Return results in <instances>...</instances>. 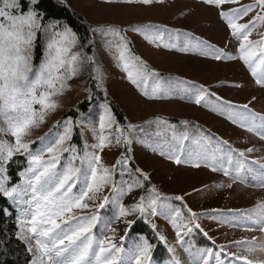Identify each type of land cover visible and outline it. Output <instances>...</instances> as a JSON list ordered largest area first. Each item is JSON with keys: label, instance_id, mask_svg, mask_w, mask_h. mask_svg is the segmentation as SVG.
<instances>
[{"label": "snow or ice", "instance_id": "snow-or-ice-1", "mask_svg": "<svg viewBox=\"0 0 264 264\" xmlns=\"http://www.w3.org/2000/svg\"><path fill=\"white\" fill-rule=\"evenodd\" d=\"M104 2L151 6L164 3V0ZM203 3L220 9L219 15L226 22L231 38L238 42V47L235 55H229L207 41L197 40V45L206 49L201 54L211 53L212 59L217 61L239 60L255 83L264 88V72L257 74V68L264 66V32L256 31L264 28V0H254L249 5L241 4V0H203ZM39 4L40 0H0V137H12L11 142L0 138V194L18 206L16 235L17 239L25 242L32 257L28 264H150L152 245L147 239L127 248L123 245L124 237L120 243L115 242L116 229L112 225L123 221L130 229L135 220L126 219L129 216H139L145 223H150L158 239L165 244L166 237L160 234L151 220L156 216L167 219L175 231L176 244L187 253L188 264H237V261L264 264V260L250 258L257 251L264 253V244L258 245L256 237L221 245L218 250L209 248L192 252L185 245L184 237L193 228L203 232L197 222V213L188 208L187 216L182 215L170 201L182 202L183 197H168L160 193L155 185H151L149 174L139 167H132L130 155L134 141L147 143L154 153L177 166L205 167L223 173L231 182L221 187L231 188L237 182L244 183L242 173L259 175L261 182L258 186L264 187V171L254 167L259 163V168L264 170V163L249 162L248 159V154L255 151L253 148H233L228 141L203 133L199 126V136L178 133L175 125L159 117L146 122L166 126L156 133L159 139L149 143L137 135L145 131L144 126L121 123L108 102L101 105L103 111L97 124L89 125L86 121L67 117L52 126L55 132L50 129L40 136L39 144L28 139L34 129L40 128L46 118L57 111L61 106L58 98L70 92V82L82 74L87 73L95 82L96 90L103 91L107 101V90L103 87L105 75L96 59L95 39L89 41L91 54H88L70 27L44 23ZM226 4L240 6L225 11L223 6ZM246 17L248 19L241 23ZM91 31L99 34L101 44L117 67L146 99H170L169 94L176 91L178 85L185 95L194 97L192 102L197 105L202 101L207 104L205 97L215 95L202 85L189 87L190 82L163 77L134 52L132 42L125 35L129 31L135 32L156 48L172 50L176 45L165 39V36L172 37V30L146 25L129 29L107 26ZM254 32L257 35L255 40L251 39ZM175 35L178 37L181 33L176 31ZM183 35L187 37L190 34ZM41 40L43 53L38 56ZM177 50L187 52L189 48L185 46ZM235 86L240 87L238 84ZM86 90L91 100L93 90ZM216 100L220 101L221 97L216 96ZM224 105L229 106V119L233 123L264 140V116L253 113L247 104L239 106L243 111H237L229 101H222L216 107L223 108ZM181 123L187 125L188 122ZM113 126L115 133L111 131ZM75 127L90 128L96 142L89 144L84 140L82 149L72 144ZM168 132H171L170 138ZM81 136L83 138V132ZM113 140L116 145L124 146V152L109 167L102 162L100 153L110 147ZM16 155L26 158L27 167L19 173L20 180L13 183L7 165ZM104 189L109 190L108 195H102ZM137 189H145V193L139 195L136 203L126 207L123 198ZM108 207L115 208L112 216L102 212ZM250 213H255V216ZM244 215L252 221V225L245 227L246 231L264 233V203H258ZM232 247L242 248L247 254L233 252ZM168 251L172 254L168 264H184L176 247H168Z\"/></svg>", "mask_w": 264, "mask_h": 264}, {"label": "rangeland", "instance_id": "rangeland-1", "mask_svg": "<svg viewBox=\"0 0 264 264\" xmlns=\"http://www.w3.org/2000/svg\"><path fill=\"white\" fill-rule=\"evenodd\" d=\"M63 2L81 14L91 25L109 24L116 27L153 25L159 29L172 30L171 38L165 36L166 40L176 45L172 50L156 48L144 41L139 34L129 33L128 37L136 54L146 60L159 73L172 74L182 81L190 82L189 85H202L208 89L209 93H215V95L205 97L207 104L202 101L200 105L193 103L194 97L185 95L183 91L180 99L171 96L170 99L148 100L128 82L126 74L117 67L115 61L102 46L100 64L105 75L103 87L125 112L129 122L138 124L156 116L198 120L206 127L211 128L222 140L228 141L233 148L239 150L253 148L255 151L248 154L249 162L256 160L264 163V140L233 123L229 119L231 110L228 105H224L223 108L216 107L222 101H229L231 105L236 106L237 111H243L239 106L247 104L253 113L264 116V88H260L255 83L248 69L239 60H214L211 53L201 54L206 49L197 45V40L207 41L209 45H213L216 49L229 55L236 54L238 42L231 38L226 22L219 15L220 9L203 3V0H164V3L151 6L107 4L104 0H63ZM253 2L254 0H241L243 5ZM239 6L226 4L223 6V10L228 11ZM247 19L248 17L240 22L243 23ZM52 23L62 27L66 26L61 22H46V24ZM176 31H179L181 35L177 37ZM256 31L264 32V28H258ZM184 33L190 35L185 37ZM251 39H257L256 32L253 33ZM40 42L43 51V40ZM185 46L189 48L187 52L177 50ZM77 50L79 49H74V51ZM262 72H264V66L258 67L257 74ZM90 82L87 73L71 81L72 90L58 98L61 106L46 118L45 124L34 129L28 139L36 140L39 144L40 136L48 133L50 129L55 132L52 126L68 110L74 109L78 103L88 99L89 93L86 89H89ZM237 84L240 87H236ZM216 96L221 97V100L217 101ZM102 111L101 108V114ZM111 131L115 133V126ZM0 138L12 141L11 136ZM82 139L83 144L84 140H87L89 144L96 142L90 133L84 132ZM134 149L133 159L136 167L149 174L151 185H155L163 195L183 197L182 206L173 204L172 200L170 203L180 210L183 205H186L187 207H184L186 215L181 210L184 216H187L188 208L197 213L199 217L197 222L207 233L211 242L215 241L214 245L217 249L221 245H231L233 241L242 238L251 240L252 237H256L258 245L264 244V233L245 230V227L252 225V221L244 213H249L258 203H264V187L258 186L261 182L259 175L242 173L245 178L244 183L237 182L231 188L221 187L220 185L231 182L221 172H213L205 167L177 166L148 147L137 146ZM100 154L102 162L111 167L122 154V144L116 145L113 140L111 146L105 148ZM254 167L264 171L259 168V163ZM141 193L142 189H137L126 195L123 198L124 205L127 207L136 203L139 195H142ZM108 194L109 190L104 189L102 195ZM114 211V207L102 210L108 216H112ZM16 214L18 216V208ZM250 214L255 216V213ZM137 217L139 216H129L126 219L135 220ZM151 223H155L160 234L166 237L167 244L161 241L165 248L168 250V247H176L181 260L184 264H188L187 253L176 244L175 231L171 223L162 216H156L151 220ZM112 227L116 229L115 242L120 243L121 237L125 236L128 227L123 221L116 222ZM191 233L188 235L190 236ZM106 234L111 235V233ZM186 237H184L185 245L191 248L192 246L189 245L191 241ZM22 242L25 244L24 241ZM132 242L137 243L134 240ZM231 251L240 255L247 254L242 248L232 247ZM250 258L264 260V253L257 251ZM237 264H243V262L237 261Z\"/></svg>", "mask_w": 264, "mask_h": 264}, {"label": "trees", "instance_id": "trees-1", "mask_svg": "<svg viewBox=\"0 0 264 264\" xmlns=\"http://www.w3.org/2000/svg\"><path fill=\"white\" fill-rule=\"evenodd\" d=\"M39 10L44 16V23L50 21H56L64 23L67 27H70L73 32H75L79 38V42L81 45H84V51L88 54H91V46H89V41L95 39L96 41V59L101 60L102 55V44L101 37L99 34H93L91 29L98 27H107L113 26L109 24L102 25H91L89 24L84 17L78 12L72 10L68 5H66L63 0H40ZM116 27V26H113ZM121 29H129L131 27H117ZM138 34L135 32H126L125 35L128 37V34ZM131 41V40H130ZM133 45V44H132ZM133 50L136 53L134 46ZM42 44L39 42L37 55H41ZM38 63V61H37ZM165 78H174L176 80H180L176 78L172 74L160 73ZM90 79V78H89ZM89 89L93 90V98L91 100L84 99L80 103L76 105L74 109L68 110L59 121H63L67 117H72L73 120H82L86 121L89 125H94L98 123L99 116L101 114V105L105 102L110 104V107L118 121L121 123H128L125 112L122 108L107 94V101L105 100V96L103 91L96 90L95 82L90 79ZM191 86V85H189ZM182 91L180 90V86H177V90L171 92L169 95L174 96L175 98L181 97ZM191 96V95H189ZM161 118L163 120L168 121L170 125H175L177 132H186L189 136H199L200 132L197 131V126L203 130V133L210 134L213 137L222 138L214 133L211 128L206 127L204 124L198 122V120H194L191 118H175L170 116H156L151 118L150 120L142 121L136 125H143L145 131L138 132L137 135L140 137H144L149 143L155 140H158L159 137L156 136L158 131H163L166 127L165 125H157L155 123L147 124L148 121H153L155 118ZM182 121L188 122L187 125L182 124ZM56 131V129H53ZM81 132L92 134L90 128L84 127H75L73 130V136L71 143L77 145L82 149L83 147V139L81 136ZM170 138L171 132L167 133ZM137 146L148 147L147 143H138L135 142L132 144L131 156L133 158V150ZM149 148V147H148ZM151 149V148H149ZM124 152V146L122 145V153ZM27 167V161L24 156H14L13 161L9 162L7 165L8 174L12 177V182L16 183L20 180L19 173L22 172ZM132 167L135 168L136 165L134 163ZM151 185H148L150 187ZM145 193V189H142V193ZM173 204L182 206L183 202L172 200ZM17 208L18 206L9 201L8 198L4 197L0 194V264H28L31 260L30 254L27 252L26 245L19 239H17ZM6 210V211H5ZM181 210L185 214L186 209L181 207ZM186 215V214H185ZM187 240H190L192 247L190 250L192 252H196L197 249H215L216 246L211 242L210 238L204 235V231L201 232L199 229L193 228L191 235H187ZM142 239H147L152 245V261L150 264H167V262L171 258V253L165 248L164 244L158 239L156 233L152 230L150 224L145 223L144 220L140 217L135 219V223L131 226V228L127 230V235L124 236L123 245L127 248L129 246L134 245V241L139 243Z\"/></svg>", "mask_w": 264, "mask_h": 264}]
</instances>
